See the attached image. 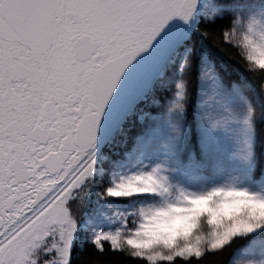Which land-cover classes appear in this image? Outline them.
Returning a JSON list of instances; mask_svg holds the SVG:
<instances>
[{
	"label": "snow or ice",
	"instance_id": "snow-or-ice-1",
	"mask_svg": "<svg viewBox=\"0 0 264 264\" xmlns=\"http://www.w3.org/2000/svg\"><path fill=\"white\" fill-rule=\"evenodd\" d=\"M0 264H264V0H0Z\"/></svg>",
	"mask_w": 264,
	"mask_h": 264
}]
</instances>
